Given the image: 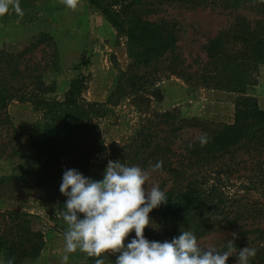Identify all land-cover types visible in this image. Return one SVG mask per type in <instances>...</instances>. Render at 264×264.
<instances>
[{"label":"trees","instance_id":"1","mask_svg":"<svg viewBox=\"0 0 264 264\" xmlns=\"http://www.w3.org/2000/svg\"><path fill=\"white\" fill-rule=\"evenodd\" d=\"M86 1L127 39L128 68L121 71L105 103L84 98L90 82L84 74L71 82L64 100L50 101L44 96L54 91L53 86L46 84L37 66L25 64V56L51 43V36L40 34L22 52L0 49V157L18 155L24 147V135L8 112L10 104L35 101L43 105L44 116L33 126L37 166L22 178L39 179L36 188L46 192V204L58 202L62 207L68 199L60 192L64 172L76 169L85 175L92 157L105 150L101 121L127 104L140 121L130 127L133 133L126 144H112L113 162L150 171L163 161L158 171L171 181L164 191L168 203L150 213L152 221L155 217L162 220L164 231L148 227L146 239L171 241L182 231H191L199 242L222 228L264 218V110L255 98L239 99L234 123L186 118L178 109L159 112L150 108L151 99L159 94L158 84L173 76L191 87L244 96L256 84L255 74L264 62V0ZM170 6L221 10L233 17L228 27L208 41L207 61L201 67L186 64L178 53L176 25L159 18ZM89 63L83 57L78 67ZM195 131L200 132L198 137L207 135L204 147L198 137L182 140ZM9 217L5 225L0 219V251L6 264L9 260L32 262L45 245L40 217L20 210ZM133 238L134 231L126 242ZM254 249L256 255L249 264H264V254L261 257L259 248ZM233 261L236 257L227 264Z\"/></svg>","mask_w":264,"mask_h":264},{"label":"rangeland","instance_id":"2","mask_svg":"<svg viewBox=\"0 0 264 264\" xmlns=\"http://www.w3.org/2000/svg\"><path fill=\"white\" fill-rule=\"evenodd\" d=\"M19 4L23 11L22 18L13 8L0 16V49L22 52L40 34H48L52 38L51 43L46 42L25 56V64L37 66L46 84L54 88L53 92L44 96L45 99L64 100L71 82L84 74L90 76L84 98L91 103H105L115 90L121 71H125L130 64L127 39L86 0H79L76 10L67 8L61 0H19ZM159 18L174 22L179 31L178 53L186 59L187 65L195 69L207 61L205 46L208 41L233 21L231 15L221 10L189 11L176 6L165 8ZM83 57L90 63L87 67L79 68ZM255 78L256 84L242 96L233 92L191 87L173 76L158 84L159 94L151 99L150 108L159 112L178 109L179 114L186 118L234 123L236 104L242 97L255 98L264 110V62L259 65ZM164 93L170 102L165 100ZM8 112L15 127L24 135V147L18 155L0 157L1 222L9 224V213L16 210L39 216L45 245L41 255L26 264H62V257L66 254L63 237L67 226L56 215V211L64 210V206L60 207L58 202L46 204V192L36 188L39 179L22 178L37 166L33 126L44 116L43 105L35 101H14L8 107ZM139 121L140 115L127 104L117 108L110 119L101 121L105 150L92 157L85 177L103 180L109 160L115 158L112 144H126L133 133L130 127L135 128ZM126 122L129 123L128 127L124 125ZM199 134L197 131L190 132L183 135L182 140H192ZM145 171L149 173V186H158L162 191L171 186L167 175L159 171ZM147 187L145 185L146 190ZM152 222L153 228L164 231L159 217H155ZM234 233L235 251L229 259L236 257L244 247H257L263 256L264 218L222 228L198 243L202 248L215 247L223 252L227 250L228 240H233ZM164 241L170 240H160ZM67 255V264H95V257H88L79 250ZM117 255L108 257L105 254V264H115ZM0 264H6L1 251ZM231 264H236V261Z\"/></svg>","mask_w":264,"mask_h":264},{"label":"clouds","instance_id":"3","mask_svg":"<svg viewBox=\"0 0 264 264\" xmlns=\"http://www.w3.org/2000/svg\"><path fill=\"white\" fill-rule=\"evenodd\" d=\"M61 2L72 10L79 4V0ZM10 8L23 17L19 0H0V16ZM197 139L201 147L208 143L207 135ZM162 167L163 161H158L151 166V171ZM148 179L149 173L141 167L111 160L102 181L87 178L76 169L66 170L60 192L68 199L64 210L56 211L67 226L62 264H67L68 253L77 250L95 257V264H105V254H118L115 264H227L235 251V233L223 252L215 247L202 248L191 231H182L171 241L146 239L145 229L154 227L150 213L169 200L158 186H149ZM133 231L135 238L126 243ZM255 255L254 248L244 247L236 256V264H249ZM8 264L13 261L9 260Z\"/></svg>","mask_w":264,"mask_h":264},{"label":"crops","instance_id":"4","mask_svg":"<svg viewBox=\"0 0 264 264\" xmlns=\"http://www.w3.org/2000/svg\"><path fill=\"white\" fill-rule=\"evenodd\" d=\"M164 97H165V100H169L170 98H167L166 97V94L164 93ZM169 102H170V100H169Z\"/></svg>","mask_w":264,"mask_h":264}]
</instances>
